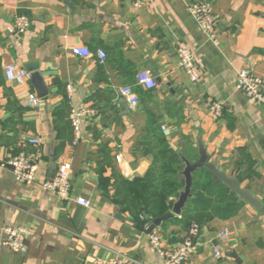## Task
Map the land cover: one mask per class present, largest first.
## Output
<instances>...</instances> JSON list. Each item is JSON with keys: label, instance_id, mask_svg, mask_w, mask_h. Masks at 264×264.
I'll use <instances>...</instances> for the list:
<instances>
[{"label": "crops", "instance_id": "0c3cea01", "mask_svg": "<svg viewBox=\"0 0 264 264\" xmlns=\"http://www.w3.org/2000/svg\"><path fill=\"white\" fill-rule=\"evenodd\" d=\"M198 1L151 0L136 8L134 0H0V160L21 152L38 159L31 184L0 167V224L31 231L27 253L4 246L0 233V264H93L116 255L131 264H164L147 229L153 218L145 215V225L128 202L147 191L128 183L152 165L143 145L150 121L178 153L193 148L199 156L202 140L210 161L264 203V104L236 88L238 71L247 68L262 78L264 91V0H210L218 46L189 12ZM20 15L30 19L26 33L16 29ZM76 46L92 55L74 54ZM181 46L193 53L200 81L180 67ZM9 63L37 68L48 94L41 97L31 77L9 80ZM141 70L151 71L156 88L136 84ZM127 86L140 97L135 109L119 92ZM213 102L222 104V115L211 111ZM83 107L94 113L76 139L70 112ZM61 169L71 180L66 200L43 186ZM182 212L155 228L166 247L187 235ZM223 231L230 235L221 237ZM185 264H264V215L240 201L236 214L206 222Z\"/></svg>", "mask_w": 264, "mask_h": 264}, {"label": "built area", "instance_id": "2783aa9c", "mask_svg": "<svg viewBox=\"0 0 264 264\" xmlns=\"http://www.w3.org/2000/svg\"><path fill=\"white\" fill-rule=\"evenodd\" d=\"M151 0H134V6L140 8L146 5ZM189 12L196 23L204 31L209 41L214 45H219V39L216 33L217 23L212 13V4L210 0H201L194 2L189 6ZM16 29L19 33H26L30 27V19L27 15H20L15 21ZM73 53L82 57H89L92 51L85 46H76L73 48ZM97 55L100 63H104L107 59V54L104 49H98ZM180 67L189 75L193 82L201 80V72L196 65L193 53L186 47L178 48ZM6 77L18 84L24 83L31 77V73L23 68H18L15 64L9 63L4 68ZM136 84L145 89L152 90L157 87L158 83L151 71L141 70L136 75ZM263 80L261 77L254 74L247 68L240 69L237 76V90L244 93L254 101L264 104ZM71 93V86L68 87ZM121 93L126 96L127 102L131 109H135L139 105L140 97L132 86H127L121 89ZM70 97V95H69ZM31 104L38 105L39 99L36 95L31 94L29 97ZM211 111L216 115H222L223 106L220 102L211 104ZM94 113L90 108L83 107L80 109H72L70 112V121L74 129L75 138L78 139L81 135V125L85 116ZM29 141L33 144H39L40 138H31ZM11 167L16 180L31 184L36 179L38 170V159L25 152L13 155L9 159L0 160V167ZM43 186L52 193L56 194L61 199H69L71 195V180L69 172L66 169H61L56 176L44 181ZM77 202L84 206L90 205V200L84 197H79ZM147 229L149 227L147 225ZM201 227L195 223L189 227L187 235L183 241L175 247H166L162 243L160 234L156 231H149L151 243L158 251L164 264H185L186 261L193 255L198 248V237ZM0 233L2 236V244L11 248L17 253H27L29 247L27 238L31 231L23 226H10L0 224ZM221 237L230 235L228 231H223L219 234ZM215 257L221 255L219 249L215 248ZM93 264H131L124 255H116L111 258L95 259Z\"/></svg>", "mask_w": 264, "mask_h": 264}, {"label": "trees", "instance_id": "16d2710c", "mask_svg": "<svg viewBox=\"0 0 264 264\" xmlns=\"http://www.w3.org/2000/svg\"><path fill=\"white\" fill-rule=\"evenodd\" d=\"M143 145L152 156V165L143 178L128 183V187L136 190L143 186L147 191L142 194L141 199L135 194V198L128 202L134 203L135 209L143 214L146 225L145 215L154 219L171 213L174 199L178 198L185 187V176L182 173L185 162L170 146L164 131L154 121L149 122ZM183 153L191 162L198 159L193 148L184 150ZM191 192L192 197L183 208L181 220H178L188 229L195 223L202 227L215 217H230L238 211V197L223 183L213 181L207 168H199L193 173Z\"/></svg>", "mask_w": 264, "mask_h": 264}, {"label": "water", "instance_id": "95a60500", "mask_svg": "<svg viewBox=\"0 0 264 264\" xmlns=\"http://www.w3.org/2000/svg\"><path fill=\"white\" fill-rule=\"evenodd\" d=\"M31 79L33 84L36 86L38 91L40 92V96H46L48 94V87L44 84V80L42 75L39 73L37 68H30ZM123 98L126 99L121 91H119ZM170 146L177 150L176 146H174L169 140ZM183 161L185 162V168L182 171L185 176V187L182 191H180L177 200L174 202L173 211L171 214L159 216L157 218L151 219L148 222L149 231L155 230L157 226H160L162 222L169 220L172 218L173 214H181L183 208L185 207L188 199L192 197V184H193V173L199 168H207L211 173L212 179L215 182H221L227 187L230 188L232 192L238 197L239 201L249 204L255 210L258 211L259 214L264 215V203L263 201L255 195L250 189H247L242 186L240 179L234 176H229L224 171L218 169L216 164L210 161V155L202 142L199 141L198 144V159L191 162L188 160L184 154L180 153Z\"/></svg>", "mask_w": 264, "mask_h": 264}]
</instances>
